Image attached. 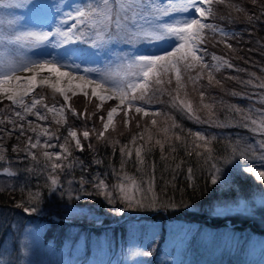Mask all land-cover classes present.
<instances>
[{
  "label": "snow or ice",
  "instance_id": "snow-or-ice-1",
  "mask_svg": "<svg viewBox=\"0 0 264 264\" xmlns=\"http://www.w3.org/2000/svg\"><path fill=\"white\" fill-rule=\"evenodd\" d=\"M226 0H167L166 5L161 7L156 3V0H82L80 5H66L68 11H62L58 5L46 3L45 0H0L2 8H21L31 6V8L39 11L41 9L56 8L59 19L56 22V27L51 30H45L44 24H37L34 28L24 30L4 28L0 30V50H6L17 57V60L7 65H0V101L6 99L11 102V106L0 108V162H7L6 153L8 151L7 141L15 138L18 143L11 145V152L17 154H25L24 158L30 157L32 160H37V155L33 151L35 149H53L57 145L61 149L60 152H50L44 150L43 157L50 161L51 172L46 173L51 182V191H56L60 188V179L55 175L57 170L64 172L66 169L71 171L76 165L74 161L65 164L63 161H68L72 157V148L67 146L68 138L74 141L76 151H84V144L81 142L80 136L85 141L90 140V136L95 134L98 141L111 142L106 136L109 125L112 124L114 115L123 114V123L128 127L133 121L139 127V122L145 116L149 115V110L145 105L150 104L151 100L159 92L163 95L166 91L164 87L165 78L167 84L171 85L173 77L175 79L177 93L185 87V79L193 85L203 79V72L208 71V81L211 84L214 79L212 69L219 71L221 67L234 68L228 60L212 54L209 64L206 60L209 53L207 48L201 47L205 43L203 32L208 29L213 33H219L222 37L235 36V33H229L224 28L216 24L206 23L209 18L217 15V9L214 5L225 4ZM253 5L257 4V0H252ZM264 8V5H262ZM236 11H241L239 7ZM187 14V15H177ZM163 17H169L166 21ZM264 17V10L260 16L248 15L247 21L252 22ZM69 21L71 23L69 24ZM2 23V22H0ZM8 25L15 23L14 20H8ZM114 44H125L134 49L132 53H125L117 58L118 71H112L111 68L105 70L85 67L83 68L84 75L77 76V72L81 70V65L75 62L74 57L83 55L86 46L90 50H95L93 54H99L101 51L110 50V46ZM229 48L232 46L227 45ZM46 49H53L49 52ZM29 53H39V55H29ZM31 73L28 76L22 77L17 75V72ZM47 72L48 75H43ZM123 72V75H121ZM96 73V77L92 78L88 74ZM55 77V81L51 82L50 78ZM79 82L73 86V81ZM62 81L67 82V87H62ZM111 81L113 84L119 83V86L114 89L116 95L113 96L112 88H107L106 84ZM219 83V81H216ZM247 83H251L248 81ZM48 85L55 92L59 93L64 98V103L57 108L56 104L49 106L45 103V97L35 95L37 86ZM161 86V87H154ZM264 88V83L256 85ZM76 89L89 99L90 103H95L91 97L96 98V109L99 111L103 105L112 99L119 101L115 106L107 110L106 118L100 115L99 119L103 124V130L96 132L93 125V132L87 129V121L92 119L96 114L81 113L71 105H69L70 97L67 94L69 91L76 95ZM90 90V96H89ZM131 94V95H130ZM171 96V93H168ZM31 95L30 102H26L25 97ZM201 103L207 95L206 91L201 86L199 91ZM233 96L240 95L233 92ZM173 106L175 105L176 97H172ZM138 101L142 103H137ZM163 103L164 101H159ZM264 103V100H261ZM205 108L210 109V105L203 104ZM180 107L189 119H194L197 123H212V117L215 115L209 112L208 119H201L196 114V109L191 101L185 103L180 100ZM236 106H233L235 108ZM22 109L18 111L17 109ZM134 108V113L132 109ZM46 110V111H45ZM71 112L77 119L85 121V128L78 134L72 127H68L67 136L60 135L48 131L41 125H33V121L27 120L28 116H35L38 121H47L48 114L53 116L57 112ZM237 112L240 109H236ZM251 111V109L249 110ZM260 119L248 117L252 125H255L251 130L257 134L264 136V110L256 109ZM140 114H143L142 116ZM159 112H153V116L160 115ZM57 125L64 126L67 124V116L64 120H55ZM25 123L27 127H25ZM151 125L156 126L157 120L152 119ZM10 126V127H9ZM248 127L247 124L244 125ZM37 128L40 131L37 132ZM114 130V127H113ZM165 132L168 129H164ZM29 132L35 133V136L28 135ZM59 129H57V133ZM197 141H203L201 145L197 143L196 148L204 147L209 153L211 160L210 164V184L218 187L220 191L226 192L233 188L234 178L238 174V170L242 167L235 161L236 149H233L232 156L218 155L213 152L210 147L211 140L215 137H208L205 133H191ZM46 137L43 141L41 137ZM23 138V140H22ZM63 139L66 143H59ZM143 140V136H140ZM55 140L57 143H52ZM176 141L181 140V136H175ZM137 136H133L130 141L135 146V160L138 165L137 171L144 166L145 156L151 148H145L144 145H136ZM171 143V140H169ZM156 145L160 146L163 154L165 150L164 143L157 139ZM259 149L264 152V139L256 141ZM22 145V146H21ZM92 144L89 142L88 148L92 149ZM175 151V148H172ZM115 152V146H113ZM120 154L122 157V168L120 172L113 170L115 179L118 184L112 185L109 189L104 179L93 176L91 180L81 177L78 191L88 193L85 185L91 184L94 192L101 196H105L107 202L112 204L116 201L117 196L122 202H125L128 207L136 208H152L158 210L159 207H175L174 204H160L158 197H153L151 194L155 189L154 167L152 177L149 180L138 182L134 177L127 174H121L123 164L127 160H131L133 150L128 145L121 146ZM188 155H192L189 151ZM196 155L201 156L200 152ZM243 155V153H241ZM53 157L55 159H53ZM247 159V157H244ZM264 160V156L261 157ZM95 164H102L103 161L95 160ZM83 172L87 168L83 167V162H79ZM264 166V165H262ZM47 167V165L45 166ZM180 165H177L179 168ZM2 173L9 177H15L17 173L10 171L8 167H4L0 163ZM245 173H252L253 167H242ZM189 179L191 180L192 169H188ZM258 180L264 181V171L255 173ZM74 181H69V185ZM47 184V182H46ZM144 185H147L146 187ZM189 187L195 188L189 184ZM63 194V193H62ZM32 197L39 200V192L31 194ZM71 199V191H69ZM77 195L75 199H80ZM261 206L264 207V199L261 200ZM21 204H17L20 207ZM220 209L225 212H231L233 207L238 214L257 211L255 202H250L247 199H239L235 205L228 204L219 205ZM23 211L29 215L38 211L37 207L24 206ZM149 253H144L148 255Z\"/></svg>",
  "mask_w": 264,
  "mask_h": 264
},
{
  "label": "rangeland",
  "instance_id": "rangeland-1",
  "mask_svg": "<svg viewBox=\"0 0 264 264\" xmlns=\"http://www.w3.org/2000/svg\"><path fill=\"white\" fill-rule=\"evenodd\" d=\"M76 1L78 0H61L60 9L64 10L63 5L66 7V5ZM45 2L51 4V0H45ZM156 3L163 7L166 5L167 0H156ZM234 3L241 7V11H236L237 7L234 10L230 9L231 4ZM262 5H264V0H257V4L255 5H253L252 0H243L242 2L240 0H226L225 4L214 5L217 9V15L205 22L215 24L213 20L215 18H224V15H227L226 18H247L248 15H253L249 13L248 9L250 7L254 6V9L256 7L261 10L264 9ZM48 13L49 9L47 8L37 11L31 8L30 5L11 9L0 7V22H2L0 23V30L4 28L24 30L34 28L37 24H44L45 30L54 29L59 18H45ZM163 19L167 21L169 17H163ZM8 20H14L15 23L9 26ZM70 23L71 21H69ZM202 35L204 39L212 37L220 45V52L228 55L226 54V51H228L229 56L234 57L232 51L235 50L236 46L230 49L229 47L224 48L227 46L223 44V37L220 34L206 29ZM114 45L110 46V55L117 59L123 54H116L114 50H111ZM204 46L201 45V47ZM240 47H243V44L238 45V48L243 50ZM46 50L53 51V49ZM94 51L92 50L90 53L84 50V56L78 55L74 59L75 61L77 59V63L82 68L91 67L105 70L114 66L111 69L112 71L119 70L116 61H110L105 64L103 59L104 53L100 52L98 55H94ZM29 55H39V53H29ZM16 60L17 57L14 54L6 50H0V65H7ZM0 70H3V68H0ZM77 75H84L83 70L77 72ZM88 75L95 78L97 74L89 73ZM121 75H123V72H121ZM218 81L219 83H216L215 87L219 91L210 89V91L206 92L207 95L203 101V104L210 105L209 109L205 108L201 103L198 91L195 90L196 96L188 94L192 87H194L191 82L185 79V87L181 88L177 93L174 77L171 85L167 84V78H165V84L162 86L166 89L165 93L160 95L158 92L156 94L157 98L155 99L154 97L150 104L146 105L150 108H146L149 110V115L140 120L139 127H137L135 121L128 127H125L123 114L114 115L113 122L109 125V129L106 132L108 140L111 141L107 143L120 142L126 133L133 135V132L139 129V131L136 130L139 132L137 134V141H141L145 147H149V145L160 147L155 144L157 139L161 140L164 145L170 144L169 140L177 136L171 132L181 129V123L178 124L175 119L176 115L179 118L187 117L185 111L181 110L180 100H184L185 103L191 101L193 107L196 109V114L201 119H208L209 112L211 111L215 114L211 118L214 122L216 115L221 110L222 104L220 101L216 103L217 99L215 98L221 99L220 95H226L225 89L219 88V86L230 84L233 78L226 75V77ZM118 86L119 83L113 84L111 81L106 84L107 88L113 89L115 95L114 89ZM169 92L171 96L168 94ZM35 95L37 97L44 96V102L49 106L56 104L57 108H59L64 103L63 96L45 86L37 87ZM172 97H176V106H173ZM208 97L212 99H207ZM25 100L26 102H30L31 96ZM91 100L99 103L94 97H91ZM159 101L164 102L160 103ZM68 103L77 112L83 113L86 111L87 113H95L96 115L87 121V129L93 132L94 125L95 131L98 132L103 130V124L99 116L102 114L106 118L107 110L118 104L119 101L117 99L108 100L99 111L96 109L95 103H90L89 99L83 94L72 96ZM137 103L142 102L138 101ZM5 106H11L10 102L8 100L0 101V108H4ZM256 107L254 108V112H256V109L264 110V103H260ZM17 110L22 111L19 108ZM132 112L134 113V108ZM153 112L161 114L153 116ZM140 115L142 116L143 114ZM65 116H67V122H71V124H73L72 122L80 123L81 127L84 126L85 128V121L77 119L69 111L64 113L57 112L55 116L49 113L47 121H38L35 116L31 115L27 117V120L33 121L34 126L39 124L50 131V126L47 124L50 122L56 124L54 119L63 121ZM251 118L260 119L259 113L256 112V115ZM152 119L157 120L156 126L151 125ZM213 122L200 123L199 127L201 124H205L208 127ZM246 124L248 127H245L244 124L242 128L248 131V134L241 145L240 142L237 143V151L239 147L240 151L239 155L235 156V161L242 167H253V172L245 173L241 167L238 170L239 176L237 180H240L241 184L244 185L243 193L249 192L248 188L246 189L248 183L256 188H252L255 191L241 196L235 193L236 199H233L234 203L229 206L235 205L239 199H247L250 202H255L257 211L238 214L234 207L231 212L222 211L220 208L212 209L210 210L212 212L211 218L223 220L220 223L221 225L216 226L211 220L208 223L206 220L192 216L186 217L185 215L178 214L173 216L164 208L158 207V210H154L150 207H128L118 196L114 203L109 204L107 201H101V199L97 198L100 195L96 193L92 194V198L88 195V198L93 201L91 206L86 205V207L80 208L78 202L83 200L82 194H79L80 199H75L77 195H71V199L74 202L70 206H67L68 202L63 200L61 203H64V206L59 204V207L63 209L57 212L38 209L37 212L29 215L23 211V208L13 205H0V264H264V207L260 203L264 199V181L258 180L255 175L256 172L264 171V166H262L264 165V160L261 159L264 156V152L256 144V141L264 139V136L251 130L255 125H252L250 120ZM25 127H27L26 123ZM142 129L145 131H142ZM164 129H168V131L165 132ZM83 130L77 131L78 134ZM39 131L40 128H37V132ZM188 133H194V131L190 130ZM28 135L35 136V133L29 132ZM140 136H143V140L140 139ZM190 136H192L193 140L189 144L190 146H194L195 152L208 153L204 147H195L197 143L203 145V141H197L192 134ZM44 139L46 137L42 136L41 140L43 141ZM80 139L86 145L92 142L93 139L97 143L105 142L103 140L98 141L95 134L90 136L89 141H85L82 136H80ZM69 140L74 144L71 138H68L67 142ZM61 142L65 143L63 139ZM52 143L57 142L53 140ZM43 150L50 152L61 151L58 145L56 148ZM244 157H247V159ZM53 159L55 158L53 157ZM134 178L138 182L142 181L141 175H136ZM15 182V179L7 180L0 177V189L5 190L14 187L12 185ZM118 183L119 181L116 180L114 185ZM144 186L146 187L147 185ZM235 188L233 185L232 190H235ZM217 189L222 193L218 187ZM232 190L223 193H231ZM151 195L154 197V192ZM67 199L71 200L69 196ZM104 203L107 204L106 207L102 205ZM108 208L111 209L110 213L107 212L109 211ZM86 212L89 214L86 215L88 220L79 221V219L84 217ZM62 214L67 215L69 220H62ZM60 221L72 223V225H62L59 224ZM234 221H236V224H234ZM244 222L246 224H243ZM80 223L85 227L81 226ZM89 228L92 229L91 232H89ZM144 253L149 254L144 255Z\"/></svg>",
  "mask_w": 264,
  "mask_h": 264
},
{
  "label": "trees",
  "instance_id": "trees-1",
  "mask_svg": "<svg viewBox=\"0 0 264 264\" xmlns=\"http://www.w3.org/2000/svg\"><path fill=\"white\" fill-rule=\"evenodd\" d=\"M240 1L242 2L243 0ZM236 7L241 8L238 4L234 3L231 4L230 9L234 10ZM248 10L250 14L260 16L261 11L264 9L260 10L256 7L254 9L253 6ZM258 11L259 13L257 14ZM226 16L227 15H224V18H215L212 20L216 25L224 28L225 31L235 33L234 37L231 35L223 37V44H225V46L229 44L232 48L236 46L235 50L232 51L234 57L229 56L230 54L228 51H226L228 55H224L220 52V45H218L212 37L205 38V43L202 45H205L204 47L208 50L209 55L206 57V60L209 64L213 63L211 56L215 54L218 57L228 60L235 67H221L219 71L212 69L214 79L211 84H209L208 81V71H204L203 79L195 84L190 90V93H188L189 95L196 96V91L199 92L201 86L206 92L210 91V89L219 91V89L215 87L216 81L226 77V75L233 78L230 84L219 86V88L222 87L225 89L226 95H220L221 99L218 97L215 98L217 99L216 103L220 101L222 104L221 110L216 115L212 125L207 127L205 124H201L199 127L200 123H197L194 119H189L187 115L186 118H179L176 115L175 119L178 124L181 123V129H176L171 133L173 135H180L181 140L176 141L175 138H171L172 142L168 145H164L165 150L163 154L160 147L149 145L151 151L147 152L144 166L140 167L139 171H137L138 165L134 154L135 146L130 143L132 137L134 135L137 136L139 133V129H136L138 131L135 130L133 135H128L126 133L120 142L113 144L107 142L97 143L93 139L92 142H90L93 146L92 149H89L88 145L84 142V151L82 152L76 151L73 142L69 140L67 146L72 148V157H70L68 161H63V163L67 164L70 161H74L77 166L71 171L67 169L64 172H60V170L56 171L55 175L60 179V188L56 191L50 190L51 182L46 173L51 172V162L43 157L42 152L44 150H33L37 155V160L35 161L30 157L24 158L25 154L23 152L19 153L18 159L17 154L11 152V145L18 143L17 140L13 138L7 141L8 151L5 155L8 158L6 163L17 173L16 182L12 185L14 187L5 190L0 189V205L17 206V204H21L20 208L24 206H34L38 209L57 212L63 209L59 207V204L64 206V203H61L63 200L68 202L66 204L67 206H70L74 202L72 199H67L69 191H71V195L82 194L84 197L83 200L78 202L80 208L86 207V205L91 206L93 201L88 198V195L78 191L81 177L83 176L91 180L93 176H97L98 178L104 179L109 189H111V186L114 185L117 180L115 179L113 170L115 169L117 172H120L122 168V157L119 149L121 146L128 145V147L133 150V156L131 160H127L125 157L126 162L123 164L121 174H127L131 177L141 175L142 180H149L152 177L154 167V197L159 198L160 204L169 205L171 203L175 205V207L158 206L159 208L168 210L173 216L177 214L185 215L186 217L192 216L194 218L206 220V222L211 220L216 226L221 225L220 223L223 220L211 218L212 212H210V210L220 208L219 205L233 204V199H236L235 193L241 196L255 191L252 190V188L256 187L248 183L246 189L248 188L249 192L243 193L242 190L244 185L241 184L240 180H237L239 176V174H237L233 183L236 187L235 190H232L231 193H220L217 187L210 184L211 160L209 158V153H201V156L198 157L194 150V146H190L189 144L193 139L192 136H190L191 133L188 132L193 130L194 133L202 132L210 138L215 137V139L211 140L210 145L215 154L232 156L233 149L235 148L236 156H238L240 147L237 151V143L240 142L241 145L248 134V131L242 128V125L248 123V117H254L256 115L254 108L261 103V100H264V88L256 86L264 83V17H261L259 20L248 22L247 18H226ZM240 44H243V47H240L243 50L238 48ZM224 48H228V46ZM248 81H251V83H247ZM233 92L239 93L240 95L233 96ZM156 98L157 96H155V99ZM207 99L212 98L208 97ZM233 106L236 107L233 108ZM145 107L150 109L146 105ZM236 109H240V111L237 112ZM250 109L251 111H249ZM72 123L73 124L67 122L63 127L52 122L47 125L50 126L51 132L61 137H66L68 127H72L73 130L76 131L84 129V126L81 127L80 123ZM57 129H59L58 133ZM142 131L145 130L142 129ZM61 141L62 139L59 143H62ZM141 144H143L141 141H136V145ZM113 146H115V152L113 151ZM173 147L175 151L172 150ZM189 151L192 152V155H188ZM95 160H101L103 163L97 165L94 163ZM80 161L83 162V167L87 168L86 172H83L79 166ZM0 163H2L4 167L6 166L5 162ZM46 165L47 167H45ZM177 165H180V167L177 168ZM189 168L192 169L191 180L188 174ZM69 181L74 182L69 185ZM242 181L244 182V180ZM39 182L42 184H39ZM189 184L194 185L195 188L189 187ZM85 188L88 193L95 194L91 184L85 185ZM36 192L40 194L38 202L31 196V194ZM92 194H90L89 197L93 196ZM97 198L101 199V201H107L105 196L100 195ZM102 205L104 207L107 206L106 203ZM110 210L111 209L107 212L110 213ZM86 215H89L88 212L84 214L83 220H87ZM234 224H236V221H234ZM243 224H246V222Z\"/></svg>",
  "mask_w": 264,
  "mask_h": 264
},
{
  "label": "bare ground",
  "instance_id": "bare-ground-1",
  "mask_svg": "<svg viewBox=\"0 0 264 264\" xmlns=\"http://www.w3.org/2000/svg\"><path fill=\"white\" fill-rule=\"evenodd\" d=\"M30 74H31V73H26V72H24V73L20 74V76L25 77V76H28V75H30ZM43 75L47 76L48 73H47V72H44ZM50 81H51V82H54V81H55V77H51V78H50ZM78 82H79L78 80H74V81H73V86H75V84L78 83ZM42 86H45V87L51 88V87H49L48 85H42ZM61 86L66 88V87H67V82H66V81H62ZM37 87H39V85H38ZM37 87H36V88H37ZM51 89H52V88H51ZM52 90H54V89H52ZM89 93H90V90H89ZM67 94L69 95L70 98H71L72 96H74V95L72 94L71 91H69ZM79 94H82V93L80 92L79 89H76V95H79Z\"/></svg>",
  "mask_w": 264,
  "mask_h": 264
},
{
  "label": "water",
  "instance_id": "water-1",
  "mask_svg": "<svg viewBox=\"0 0 264 264\" xmlns=\"http://www.w3.org/2000/svg\"><path fill=\"white\" fill-rule=\"evenodd\" d=\"M0 175H4V176H7L6 174H3L2 171H0Z\"/></svg>",
  "mask_w": 264,
  "mask_h": 264
}]
</instances>
